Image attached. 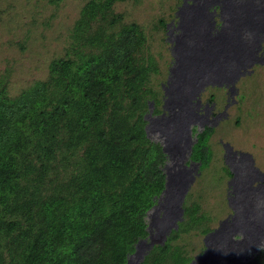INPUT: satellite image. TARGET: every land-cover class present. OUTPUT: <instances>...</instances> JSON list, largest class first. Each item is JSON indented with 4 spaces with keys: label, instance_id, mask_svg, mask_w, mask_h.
I'll return each instance as SVG.
<instances>
[{
    "label": "trees",
    "instance_id": "1",
    "mask_svg": "<svg viewBox=\"0 0 264 264\" xmlns=\"http://www.w3.org/2000/svg\"><path fill=\"white\" fill-rule=\"evenodd\" d=\"M116 1L123 0L81 7L45 79L12 94L0 76V264H127L148 234L146 214L165 181V154L144 119L149 99L160 110L149 85L158 68L143 51L144 29L114 13ZM165 21L161 15L153 26L165 29ZM212 130L192 146L201 168ZM183 207L178 229L139 264H188L173 240L211 227L198 204ZM247 264H264V247Z\"/></svg>",
    "mask_w": 264,
    "mask_h": 264
},
{
    "label": "bare ground",
    "instance_id": "2",
    "mask_svg": "<svg viewBox=\"0 0 264 264\" xmlns=\"http://www.w3.org/2000/svg\"><path fill=\"white\" fill-rule=\"evenodd\" d=\"M193 1L194 4L184 0L177 10L180 32L170 38L174 55L170 73L173 76L169 75L167 80L169 86L164 91L167 98L162 105L163 111L145 117L148 120L147 135L150 130L158 131L162 149L173 162L163 166L164 188L157 203L147 212V216L151 210L154 212H151L152 220L147 225L149 233L137 241L127 264H138L145 250L142 245L149 248L161 242L182 219V201L195 178L193 172H197L195 169L200 164V161L186 164L193 143L191 125L204 126L196 121L198 116L191 109V99L208 84H221L226 77L232 81L245 73L246 67L252 64L256 46H260V34L264 32V0H222L219 11L222 24L214 34L207 29L214 25V11L206 14L202 6L205 2ZM198 6L205 23L197 12ZM234 100V94L228 95L227 91L224 109H217L216 102H213L214 106L208 108L210 121L207 124H218L221 119L212 120V117L228 109ZM199 109L205 111L204 106ZM223 146L225 163L232 173L228 186L232 194L229 205L233 212L205 233L204 249L190 264H247L264 247V172L255 165L250 152L235 150L229 142H223ZM160 210L162 214L158 217ZM152 226L156 230L154 233L150 231Z\"/></svg>",
    "mask_w": 264,
    "mask_h": 264
},
{
    "label": "rangeland",
    "instance_id": "3",
    "mask_svg": "<svg viewBox=\"0 0 264 264\" xmlns=\"http://www.w3.org/2000/svg\"><path fill=\"white\" fill-rule=\"evenodd\" d=\"M87 1L0 0V76L7 78L9 93H17L35 79L47 77L50 61L65 54L71 42L74 22ZM180 2L123 0L112 5V11L122 13L124 21H136L144 29L147 39L143 51L153 56L158 68V72L150 77L149 85L159 92V97L162 96L160 84L167 78L173 57L165 29H157L153 23L161 15L167 20L175 17ZM262 41L264 47V38ZM236 85L235 100L229 104L226 118L216 124L207 137L210 160L191 182L183 202L186 205L198 204L197 212L208 216L203 224L211 228L231 213L228 202L230 172L224 161L221 140L229 141L233 149L250 152L255 165L264 172V59L242 75ZM211 91L217 95V109H224L227 91L223 87H211L205 89L203 96ZM151 212L146 217L148 224L152 220ZM194 227L180 232L173 240V244L183 248L182 254L186 256L193 257L203 248L205 233L198 232ZM153 230L156 231L152 226L151 233H154ZM142 248L145 249V246L142 245Z\"/></svg>",
    "mask_w": 264,
    "mask_h": 264
},
{
    "label": "clouds",
    "instance_id": "4",
    "mask_svg": "<svg viewBox=\"0 0 264 264\" xmlns=\"http://www.w3.org/2000/svg\"><path fill=\"white\" fill-rule=\"evenodd\" d=\"M218 2H216L215 4H213L214 2H213V0H203V2H205V4H202V6H204V11H205V13L206 14H208V12H210V11H214V14H213V18H212V20L214 21V25L212 26V28H210V27H208L207 29L208 30H210V33L211 34H214L215 32H216V30L215 29H219L220 28V26H221V24H222V19L220 18V3H221V1L222 0H217ZM184 2V0H181V2H180V4L177 6V8H176V11H175V17L173 16L170 20H167L166 19V21H165V32L167 33L166 34V37H167V39H168V41H169V43H170V45H171V48H172V44H173V42L170 40V38H175L176 36H177V34L180 32V30H179V28H178V24H179V20H180V18H179V15H177V10H178V8L182 5V3ZM187 2L188 3H192V4H194V1L193 0H187ZM218 3V4H217ZM197 12L199 13V14H201V17H202V19H203V21H204V23H205V19H204V15H203V12L200 10V8H199V6H198V8H197ZM197 13V14H198ZM170 21V22H169ZM262 35H260L262 38H261V40H260V43H261V47L260 46H256V48H255V50H254V54L252 55V64L251 65H249V66H247L246 67V70H245V73H243V74H241V75H239L238 77H237V79L236 78H234L232 81H229V79H228V77H226V78H223L220 82H221V84H208V85H206V86H204V87H202L199 91H198V93H197V95L194 97V98H192L191 99V103H190V105H191V109H192V111H193V113L195 114V115H197L198 116V120H196V121H198V122H202V124L204 125V126H198V123H193L192 125H191V129H192V131H191V135H192V140H193V143H192V146H193V144H194V142L197 140V135H198V133L199 132H201L204 128H206V127H211L213 130H212V132L214 131V129H215V125L214 124H207V123H209V118H207L208 116H207V112H208V108H211L212 106H214V103L213 102H216L215 100V97H217V95L213 92V91H211V92H209V94L208 95H205V97L203 96V93H204V91H205V89H210L211 87H223L224 89H225V92L226 91H228V95H233L234 93H235V90L237 89V85H236V81H238V79L242 76V75H244V74H246L247 72H249L250 70H252V68H253V65H256V63H262V60L264 59V47H263V41H262V39L264 38V32H262L261 33ZM171 53H172V50H171ZM172 57H173V61L171 62V65H170V68L172 67V65L174 64V55H173V53H172ZM170 68H169V70H168V75H167V78H166V80H165V82L163 83H161L160 85H161V89H162V96L161 97H159V95H158V100H159V102H158V107H159V111H157V112H153V110H154V106H155V104H156V102H155V100H154V98H151V99H149V101H148V111L144 114V119H146L145 117H146V115H148L149 113H150V116H156L157 114H160V113H162V111H163V109H162V105L164 104V100L167 98V96L164 94V91H165V87L166 86H169V84H168V82H167V80H168V77H169V75H171V76H173V73H170ZM213 97H212V96ZM169 98V97H168ZM197 99H199V101L196 103V101H197ZM216 105V104H215ZM201 106H204V108H205V111H201L200 109H199V107H201ZM228 109H225V110H223L222 111V113L221 114H215L213 117H212V120L213 119H221V121L224 119V118H226V116H227V113H226V111H227ZM165 111H166V109H165ZM220 121V122H221ZM147 122H148V120L146 119V123H145V127H146V124H147ZM145 130H146V128H145ZM211 132V133H212ZM146 134H147V130H146ZM151 134H153V135H155L156 136V138L155 139H153L152 138V135ZM148 137H150V139H152V140H154V141H156V142H158L160 145H161V149H162V147H163V144H162V141H161V139H160V137L158 136V131H156L155 133H153L152 132V130H150L149 131V134L147 135ZM223 142H229V141H223V140H221V144H222V147H223V150H224V153H225V149H224V146H223ZM236 150V149H235ZM162 151H163V149H162ZM242 151V150H241ZM164 152V151H163ZM248 152V151H247ZM191 153H192V149H191ZM191 153H190V155L188 156V159L186 160V164H190L191 162H193V164H197L198 163V161H200V160H196V159H192L191 158ZM165 154V153H164ZM238 154V156H239V153H237ZM253 156V155H252ZM223 157H224V154H223ZM224 161H225V159H224ZM171 164V160H169L167 157H166V154H165V160H164V162H163V164L161 165V168H162V171L164 172V174H165V171H164V168H163V166L165 165V164ZM227 165V164H226ZM201 166V161H200V164L198 165V167H196V169L195 170H197V172H193L194 173V175H195V178H196V176L200 173V170H202V168L200 167ZM228 166V165H227ZM257 166V165H256ZM192 168L194 169V165H192ZM228 170H229V172H230V175L232 176V173H231V171H230V169H229V166H228ZM261 170V169H260ZM229 175V179H230V176ZM165 182V181H164ZM191 185V184H190ZM190 187V186H189ZM164 188V187H163ZM230 187L228 186V191H229V193H231V191H230ZM161 192H162V190H161ZM161 192H160V194H161ZM187 193V192H186ZM186 193H185V195H186ZM160 194L157 196V199H158V197L160 196ZM232 194H230V196H231ZM230 196H228V202H229V197ZM157 199H156V201H155V203H157ZM184 199H185V196H184ZM184 199H183V201H182V207H183V202H184ZM154 203V204H155ZM153 204V205H154ZM230 206V205H229ZM231 207V206H230ZM233 212V210H232V207H231V213ZM158 213V217H160V215L162 214V211L160 210V211H158L157 212ZM231 213H229L228 215H230ZM227 215V216H228ZM226 216V217H227ZM146 217H147V214H146ZM183 217H184V207H183V214H182V219H183ZM226 217H224V218H226ZM223 218V219H224ZM181 219V220H182ZM181 220H178V223H179V221H181ZM222 220V219H221ZM148 219H147V225H148ZM214 228V227H213ZM213 228H211V229H213ZM146 229H147V226H146ZM172 229H178V226H177V228H172ZM171 229V230H172ZM210 229V230H211ZM171 230L166 234V237L164 238V239H162L161 240V242H157V243H163L164 242V240L167 238V236L170 234V232H171ZM209 230V231H210ZM148 231V230H147ZM153 232H154V230H153ZM208 232V231H207ZM206 232V233H207ZM148 233H149V231H148ZM148 235V234H147ZM147 235L145 236V237H147ZM204 236V235H203ZM145 237H143V238H145ZM143 238H140L139 240H141V239H143ZM137 243V242H136ZM136 243H135V245H136ZM154 244H156V243H154ZM153 244V245H154ZM134 245V246H135ZM153 245H151L149 248H145V250L143 251V253H142V257H141V259L139 260V262L143 259V257H144V254L147 252V251H149L150 249H151V247L153 246ZM182 248V247H181ZM204 249V242H203V248H202V250ZM134 250H135V247H134ZM182 250H183V248H182ZM201 250V251H202ZM200 251V252H201ZM200 252H198V253H196L195 255H197V254H199ZM130 255V254H129ZM128 255V256H129ZM194 255V256H195ZM186 256V255H185ZM194 256L192 257V256H190V260L188 261V264H190V262H191V260L194 258ZM139 262H138V264H139Z\"/></svg>",
    "mask_w": 264,
    "mask_h": 264
}]
</instances>
